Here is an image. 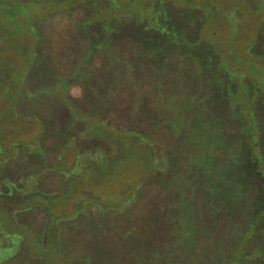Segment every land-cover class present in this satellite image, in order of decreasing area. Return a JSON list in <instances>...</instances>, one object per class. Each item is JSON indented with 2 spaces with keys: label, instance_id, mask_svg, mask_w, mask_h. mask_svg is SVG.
I'll return each instance as SVG.
<instances>
[{
  "label": "rangeland",
  "instance_id": "obj_1",
  "mask_svg": "<svg viewBox=\"0 0 264 264\" xmlns=\"http://www.w3.org/2000/svg\"><path fill=\"white\" fill-rule=\"evenodd\" d=\"M129 14L177 42H130ZM1 77L0 264L130 263L132 241L174 223L207 165L264 161V0H0ZM214 134L208 164L196 154ZM248 162L260 234L242 211L234 221L251 253L264 248V167Z\"/></svg>",
  "mask_w": 264,
  "mask_h": 264
},
{
  "label": "trees",
  "instance_id": "obj_2",
  "mask_svg": "<svg viewBox=\"0 0 264 264\" xmlns=\"http://www.w3.org/2000/svg\"><path fill=\"white\" fill-rule=\"evenodd\" d=\"M159 12L160 10L156 9L154 15L160 17L161 13ZM126 19L130 22H127ZM140 19V15L129 14L123 20L126 23L125 26L132 29L131 35L127 36L130 42L141 43L142 45H156L157 42L168 45L166 43L175 44L177 42L174 32L168 29L166 24H161L156 19L153 22L148 20L147 25H142ZM88 23L89 21H86L84 25ZM106 24H108L107 28L105 22L100 23V38L92 37L89 44H107L108 34L117 32L124 25L120 23V20L116 23L108 21ZM134 24H138L137 28L132 27ZM89 25L90 23L87 26ZM87 31H90L89 27ZM211 65L210 62L204 64L205 78L209 80V83L211 82L209 88L214 92V95L221 96L219 93V73L217 70L214 71L215 69L213 68V70ZM227 97L228 95L225 96L226 100ZM206 134L209 136L211 132H206ZM214 145L215 134L214 137L210 136L206 139L202 151L200 154H196L198 159L209 164L214 155ZM240 158L239 152L233 161L234 164H231L228 170L223 171L222 174L213 175L214 168L210 164L207 165L213 170L210 179L208 178L202 186H191L189 199L182 202L178 200L174 223L168 224L169 226L166 224L163 230L160 226L161 234L159 233L158 237L150 236L151 238L142 239L143 244L138 246L139 248L132 241L133 250L137 249L138 251L137 254L136 252L133 255L129 254L131 262L125 264H264V248L260 252L257 250L261 248H255L251 253L245 252L249 236L242 238V232H235L237 223L234 221L239 214L238 212L242 211L246 218L245 224H253L254 233L252 235L260 234L258 230L262 228L260 224L262 215L255 213L252 218H249L250 198H247V195L252 192V188L248 187L252 182L249 181L250 172H246L249 171V166L246 168L243 166L249 161L248 164H253L254 170L257 169L258 171L264 167V161L261 156L254 159L250 158L251 160ZM230 172L237 177V186L230 179L232 178ZM239 172H241L240 177H238ZM242 177H245L246 180L242 181ZM179 191L182 192L184 189L180 187ZM191 192L198 198L193 200ZM241 195H246V197L241 198ZM230 197L235 200L233 201L236 202L235 205L231 202ZM196 206H198L197 209ZM201 211L204 217H201ZM261 235L264 234L261 233ZM126 242H129V239Z\"/></svg>",
  "mask_w": 264,
  "mask_h": 264
},
{
  "label": "flooded vegetation",
  "instance_id": "obj_3",
  "mask_svg": "<svg viewBox=\"0 0 264 264\" xmlns=\"http://www.w3.org/2000/svg\"><path fill=\"white\" fill-rule=\"evenodd\" d=\"M209 60H210V58H208V61H209ZM7 76H8V75H7V73H6L5 76H4V78H7ZM2 78H3V77L0 78V82L3 81ZM18 89H20V83L18 84ZM2 90H3V92L5 91L4 88H3Z\"/></svg>",
  "mask_w": 264,
  "mask_h": 264
}]
</instances>
